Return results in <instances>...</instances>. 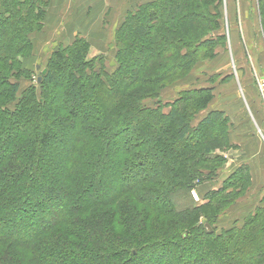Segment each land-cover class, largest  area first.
I'll return each instance as SVG.
<instances>
[{"label": "trees", "instance_id": "trees-1", "mask_svg": "<svg viewBox=\"0 0 264 264\" xmlns=\"http://www.w3.org/2000/svg\"><path fill=\"white\" fill-rule=\"evenodd\" d=\"M220 2L141 3L114 31L117 66L110 74L95 68L102 56L88 58L89 43L77 35L52 52L36 78L40 96L32 86L18 98L12 77L22 72L19 58L32 48L30 34L43 27L48 0H0V264H147L146 255L156 264H264V196L240 226L219 232L213 226L250 187L247 165L199 204L191 199L195 180L216 176L226 161L221 151L233 147L224 111L200 116L212 88L159 100L167 84L226 43L218 11L210 10ZM258 8L264 37V0ZM146 98L154 105H144ZM126 125L135 140L122 135ZM149 128L157 135L152 146L144 143ZM173 150L175 161L152 177ZM176 194L189 203L178 207ZM95 208L108 216H87ZM133 212L167 213L174 227L162 237Z\"/></svg>", "mask_w": 264, "mask_h": 264}, {"label": "crops", "instance_id": "crops-1", "mask_svg": "<svg viewBox=\"0 0 264 264\" xmlns=\"http://www.w3.org/2000/svg\"><path fill=\"white\" fill-rule=\"evenodd\" d=\"M148 1L152 0H48L43 21V29L50 32L47 44L71 43L78 35L97 46L99 53L106 52L126 12ZM225 46L216 49L214 58L195 67L199 77L210 81L216 78L206 84L212 88L213 99L203 114L209 109L225 112L233 147L223 154L224 167L229 173L241 164L247 165L249 189L264 190V108L253 77L254 72L264 75V39L257 30L256 9L250 1H246L240 29L234 26L226 33ZM243 107L247 114L237 110Z\"/></svg>", "mask_w": 264, "mask_h": 264}, {"label": "rangeland", "instance_id": "rangeland-1", "mask_svg": "<svg viewBox=\"0 0 264 264\" xmlns=\"http://www.w3.org/2000/svg\"><path fill=\"white\" fill-rule=\"evenodd\" d=\"M246 1H250L256 9L257 30L260 32V35L264 39V37L261 33L260 24H259L260 16H259L258 0H221L220 3L210 6V10L218 11V15H219L218 20L220 21V24H222V29L227 33L229 31V29L234 27V26H236L237 29H240L241 24H242L243 20L245 19ZM43 27H44V23H43ZM43 27L39 31H34L30 34V39L32 42V48L25 56L19 58L20 68L22 69V72L20 75H16L15 77H12V80L18 81V83H19V89L16 93L18 98H20L22 93H24L28 88H30L32 86L34 87V89L36 91V95L40 96L41 90H40V87L38 86L36 78L39 77L41 75V73H43L42 70L45 69L44 67L47 65V62H48L52 52L54 50L60 48V47H65L68 44H70V43H67V44L66 43H62V44L59 43L56 46H52L51 44H47L46 40L48 39V37L50 38V35H49L50 32L47 30H44ZM225 44L223 45L224 47H226ZM95 47H97V46H95V45L91 46L89 44L88 58H92L94 56L101 55L102 58L99 60H96L94 66L96 69H100V70L102 69L105 72H107L108 74H110L117 66L116 60H115V48L113 47V43L111 46H109V49H107V51L103 52V53H99V51L96 50ZM200 64L201 63H198L197 66ZM199 76H201V74H197V70H196V68H194L189 73V75H187L186 77L176 79L173 82L167 84L160 91V96H159L160 102L162 104H165L166 102H170L172 99H174L177 96V94L181 90H186V89L193 88V87L206 86V84L209 83L208 80L210 81V79L209 78H208V80L203 79L202 77H199ZM212 81L215 82L216 78H212L210 83H213ZM154 102H155V100L150 99V98H146L143 101L144 105H147V106L154 105ZM214 103L215 102L213 101L212 105H214ZM9 104L11 106H13V102H11ZM241 106H243V104ZM165 110H167V107L165 108ZM205 110H207V109H205ZM205 110L200 113V116L205 112ZM237 110H240L239 113L242 111L244 113L246 112L244 107L241 109H237ZM245 114H247V113H245ZM147 130H148L147 138H145L144 143L146 146H152L153 144H155L153 141V137H155L157 135L153 133L152 128L151 129L149 128ZM133 133L134 132H133L130 125H126L124 131H122V135H124L126 139L135 140V135H133ZM108 141L110 142L111 145L113 144L112 138L104 136L103 142L107 143ZM82 146H83V144H82ZM113 146H114V144H113ZM84 148H86V150L88 152V147H83V148L79 149V155H82L81 160L84 157V154H86V153H84V151H85ZM82 150H84V151L82 152ZM227 150L228 149L221 151V154H225ZM126 152H127V156H131V155H133L134 150H128L127 149ZM175 152L176 151L173 150L170 153H167V163H164L161 160L160 164L158 165V168L156 167L155 170L150 172L149 174H151L152 177H154L157 173L158 174L161 173V170H165L166 167H168V163L173 162V160L175 161ZM235 153H237V152H235ZM223 156L225 158V155H223ZM224 165H225V163L218 170V174L216 176H214L212 179L203 180L202 182H200L199 180H195V186L190 190V195H191V199L193 201H195L196 204H199L201 202V197L204 195V193L207 190H209L213 187H218L221 184V181L223 180V178L228 174V171L224 167ZM44 167H46V166H44ZM78 170H79V168H78ZM38 171H39V173L43 172V170H38ZM86 171H87V169H86ZM142 174H144V172L141 170L140 175H142ZM53 180H54L53 178L48 179L49 186L54 185ZM91 185L93 187L96 186L94 182H92ZM250 191H251V194H250ZM107 194H109V193H107ZM35 196L36 195L30 194V197H35ZM254 196H257V197H254ZM263 196H264V190L256 191L255 188H253L251 190L248 188L247 191H245V193H243L232 205L228 206L224 210V212L220 216L217 217L215 223L213 224V226L215 228V232H219L223 229L230 228L232 226H240L241 222L244 219V216L247 213L253 211V209L257 206V201L259 199L261 201ZM105 197H110V196H105ZM175 199L177 201L178 207L185 206L187 203H189L188 197H185V196L180 195V194H176ZM131 200L132 199H129V202H128V199L124 200V201H127V204H128L131 202ZM30 205H31V203H30ZM55 208L56 207L52 206V209H55ZM132 209L133 208L130 207V211ZM101 211H103V210L95 208V209L87 212V216H93V214H94V216H108V213L101 212ZM133 214H134V212H133ZM138 214L139 215L134 214L133 216H136L137 218L144 221V226L147 225L148 230L154 231L153 233H156L157 235H159V234L163 235L162 237H164V235H166V233L164 231L167 232L168 230H171L174 227V226H172L171 221H173L175 218H173L174 216L168 215L167 213H166V215L164 214V216L157 214V212H154V213L148 212V215L146 214V212L145 213L139 212ZM44 216L49 217V216H55V215H54V212H51V213L46 214ZM77 216H86V214L82 213V214H78ZM128 216L131 217V215H128ZM133 216H132V218H133ZM142 225H139V226H142ZM136 229H137V231L140 232L142 228L139 227ZM136 233L138 234V232H136ZM146 233H148V232L145 231V233H143V234H146ZM151 234H152V232H151ZM148 258H149V256L146 255V256H144V259H143L147 264H156L153 262L151 263Z\"/></svg>", "mask_w": 264, "mask_h": 264}, {"label": "built area", "instance_id": "built-area-1", "mask_svg": "<svg viewBox=\"0 0 264 264\" xmlns=\"http://www.w3.org/2000/svg\"><path fill=\"white\" fill-rule=\"evenodd\" d=\"M254 83L258 93L259 100L264 108V75L254 72Z\"/></svg>", "mask_w": 264, "mask_h": 264}, {"label": "water", "instance_id": "water-1", "mask_svg": "<svg viewBox=\"0 0 264 264\" xmlns=\"http://www.w3.org/2000/svg\"><path fill=\"white\" fill-rule=\"evenodd\" d=\"M42 72H45V69H43Z\"/></svg>", "mask_w": 264, "mask_h": 264}]
</instances>
